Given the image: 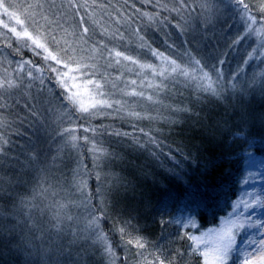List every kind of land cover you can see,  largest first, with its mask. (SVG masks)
<instances>
[{
	"label": "rangeland",
	"instance_id": "rangeland-1",
	"mask_svg": "<svg viewBox=\"0 0 264 264\" xmlns=\"http://www.w3.org/2000/svg\"><path fill=\"white\" fill-rule=\"evenodd\" d=\"M0 2L12 5L0 7V200L11 187L23 191L4 231L32 258L74 227L77 243L116 264L92 208L113 147L80 121L176 123L184 108L170 91L216 95L260 83L264 0ZM37 33L47 50L33 43ZM243 169L240 193L215 226L200 228L187 213L173 218L204 264H264V157L245 151Z\"/></svg>",
	"mask_w": 264,
	"mask_h": 264
},
{
	"label": "trees",
	"instance_id": "trees-1",
	"mask_svg": "<svg viewBox=\"0 0 264 264\" xmlns=\"http://www.w3.org/2000/svg\"><path fill=\"white\" fill-rule=\"evenodd\" d=\"M168 97L184 108L176 123L80 121L81 130L99 134L101 143L113 147L103 165L107 181L100 195L93 193L92 208L116 264H204L188 230L173 218L187 213L200 228L215 226L240 193L245 151L264 157V80L216 95L177 88ZM17 191L23 192L11 187L1 195L0 264H106L98 248L71 237L74 227L54 233L48 250L37 257L20 253L13 234L4 231L17 213Z\"/></svg>",
	"mask_w": 264,
	"mask_h": 264
},
{
	"label": "snow or ice",
	"instance_id": "snow-or-ice-1",
	"mask_svg": "<svg viewBox=\"0 0 264 264\" xmlns=\"http://www.w3.org/2000/svg\"><path fill=\"white\" fill-rule=\"evenodd\" d=\"M0 7H3L4 11L7 13L8 12V9L10 7H12V5L11 4H8L7 6H5L2 2H0ZM10 15H14V14L13 13H10ZM18 22H20V21H18ZM13 31H15V29H13ZM85 31H87V30L85 29ZM23 34L24 35H29L26 30H25V32ZM17 35H20V33H17ZM30 38H32V37H30ZM41 39H42V37H41V34H39V33H37L36 37L33 38V43L36 45L37 48H45V45L42 44V43H40V40ZM43 39H48V38L47 37H43ZM53 40H54V38H53ZM45 50H47V49L45 48ZM49 55L51 56V58L53 60H58L57 56L52 55L51 53H49ZM197 63H199V62L197 61ZM0 190H2V189H0ZM90 223H92L97 228V236H98V239H100L101 241H103L104 240V237H103V235H101L99 233V231H98V225H96L95 219H93ZM8 231H12V230H8ZM129 243H132V241L130 240ZM137 243L139 244V246L141 248L144 247V244L140 243L139 240L137 241ZM161 264H163V261H161Z\"/></svg>",
	"mask_w": 264,
	"mask_h": 264
}]
</instances>
